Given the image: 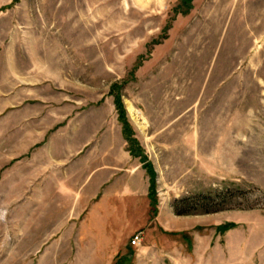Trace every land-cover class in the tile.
I'll return each mask as SVG.
<instances>
[{"label": "rangeland", "instance_id": "1", "mask_svg": "<svg viewBox=\"0 0 264 264\" xmlns=\"http://www.w3.org/2000/svg\"><path fill=\"white\" fill-rule=\"evenodd\" d=\"M124 256L264 264V0H0V264Z\"/></svg>", "mask_w": 264, "mask_h": 264}, {"label": "trees", "instance_id": "2", "mask_svg": "<svg viewBox=\"0 0 264 264\" xmlns=\"http://www.w3.org/2000/svg\"><path fill=\"white\" fill-rule=\"evenodd\" d=\"M114 102H115V105H116V108L118 109V111L121 112V113H120V116L123 117L124 112H123V110H122V104H121V101H120L119 95L116 97V99L114 100ZM126 138H128V136H127ZM132 142H133V140H132ZM130 152H132L131 149H130ZM132 154H135V153L132 152ZM152 194H153V193H151V189H150V187H149V193H148V195H149L150 200L153 199ZM209 200H210V199H209V197H208L207 195L200 197V202H203L202 205H205V204H206V201H209ZM153 203H155V202H153ZM200 205H201V204H200ZM217 209H218V207L216 208V206H215V207H212V208H206V209H205V208H202L201 210H204V212H210V211H215V210H217ZM176 212L179 213L178 210H176ZM220 230H223V229H220ZM120 262H121L122 264H126V263L129 262V258H128L127 256H124V257L122 258V260H120Z\"/></svg>", "mask_w": 264, "mask_h": 264}, {"label": "crops", "instance_id": "3", "mask_svg": "<svg viewBox=\"0 0 264 264\" xmlns=\"http://www.w3.org/2000/svg\"><path fill=\"white\" fill-rule=\"evenodd\" d=\"M135 181H136V183L134 184L132 190L135 191L137 195L144 196V197H147V199H150L149 195H148V193H149V182L144 181V179L142 180L141 176H137L135 178ZM125 188L129 189V186L125 187ZM137 190H138V192H137Z\"/></svg>", "mask_w": 264, "mask_h": 264}, {"label": "built area", "instance_id": "4", "mask_svg": "<svg viewBox=\"0 0 264 264\" xmlns=\"http://www.w3.org/2000/svg\"><path fill=\"white\" fill-rule=\"evenodd\" d=\"M139 237H140L139 234H134V236L131 239V243L136 244L140 239Z\"/></svg>", "mask_w": 264, "mask_h": 264}]
</instances>
